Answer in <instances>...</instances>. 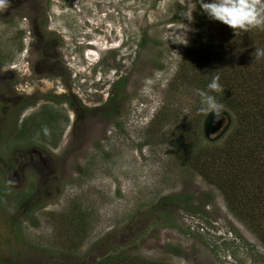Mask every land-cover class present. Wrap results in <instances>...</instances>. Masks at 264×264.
Here are the masks:
<instances>
[{
    "label": "rangeland",
    "instance_id": "374dc122",
    "mask_svg": "<svg viewBox=\"0 0 264 264\" xmlns=\"http://www.w3.org/2000/svg\"><path fill=\"white\" fill-rule=\"evenodd\" d=\"M194 1L11 0L0 14V264H97L124 251L164 264H264V246L199 163L176 157L199 96L176 81ZM222 26L221 42L241 39L228 50L256 56L263 33ZM224 112L216 137L204 119L206 142L229 134ZM172 196L190 204L162 202Z\"/></svg>",
    "mask_w": 264,
    "mask_h": 264
},
{
    "label": "trees",
    "instance_id": "16d2710c",
    "mask_svg": "<svg viewBox=\"0 0 264 264\" xmlns=\"http://www.w3.org/2000/svg\"><path fill=\"white\" fill-rule=\"evenodd\" d=\"M194 6L190 44L176 81L199 93L214 75H219L223 91L217 94V99L233 115V124L222 142H206L201 134L205 117L197 113L198 96L192 116L183 124L184 129L174 145L176 157L194 162L193 165L199 163L195 167L198 175L222 192L229 211L264 246V56L234 55L235 50H228L230 47L226 45L232 44L236 49L241 39L239 43L233 40L221 42L220 22L210 20L200 9L198 0L194 1ZM225 27L228 26L221 29ZM255 33L264 34V31L255 29ZM260 49H264V40ZM189 60H194V64ZM121 86L120 83L118 88ZM37 126L41 127L40 124ZM25 127L15 132V138L24 140L22 134L29 136V129ZM190 197L172 196L162 202L181 201L187 206ZM74 219L77 218L61 217L63 222L69 221L71 225ZM97 264L164 263L151 262L124 251L120 255L109 254Z\"/></svg>",
    "mask_w": 264,
    "mask_h": 264
},
{
    "label": "clouds",
    "instance_id": "9594fccd",
    "mask_svg": "<svg viewBox=\"0 0 264 264\" xmlns=\"http://www.w3.org/2000/svg\"><path fill=\"white\" fill-rule=\"evenodd\" d=\"M200 9L210 20L227 25L237 36L252 29L264 31V0H198ZM11 6V0H0V14ZM195 7L187 8L184 15L192 20L191 12ZM186 27V26H185ZM183 37V43L188 41ZM256 56H264V49H256ZM220 76L214 75L205 89L199 90V107L197 113L205 118L211 116V121L223 119L224 106L218 101L217 94L222 93L223 86L219 83ZM45 136L50 134L47 126L42 127ZM39 135V133H37Z\"/></svg>",
    "mask_w": 264,
    "mask_h": 264
},
{
    "label": "water",
    "instance_id": "95a60500",
    "mask_svg": "<svg viewBox=\"0 0 264 264\" xmlns=\"http://www.w3.org/2000/svg\"><path fill=\"white\" fill-rule=\"evenodd\" d=\"M229 125V118L224 114L223 119L220 121H211V116L209 115L206 126L205 133L208 138L216 137L221 134Z\"/></svg>",
    "mask_w": 264,
    "mask_h": 264
}]
</instances>
